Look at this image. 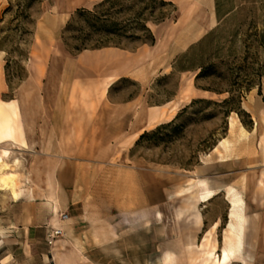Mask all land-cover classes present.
<instances>
[{
    "label": "rangeland",
    "instance_id": "obj_1",
    "mask_svg": "<svg viewBox=\"0 0 264 264\" xmlns=\"http://www.w3.org/2000/svg\"><path fill=\"white\" fill-rule=\"evenodd\" d=\"M100 1L0 0V99H16L23 124L31 125L23 128L27 147L20 140L0 144V153L2 146L11 148L6 161L17 173V194L0 184V205L13 200V221L23 209L45 217L48 208L34 205L55 201V171L60 167L57 178L71 203L70 220L84 222V237H69V247L81 252L91 248L95 257L111 264H164L166 252L175 255L174 264H264V188L258 185L264 180L258 150L264 128L253 110L254 105L264 107V0H197L186 15L179 0H164L170 2L163 6L165 18L147 20L154 44L123 37L116 45L113 39L107 45L117 55L94 52L84 59L83 50L74 46L100 49L98 42L105 37L88 29L77 11L93 9ZM160 1L119 0L112 20L129 24L136 11L146 8L148 13L153 6L161 14ZM46 17L55 25V37L51 30L43 32L44 38L40 34ZM128 30L137 31L135 24ZM38 37L50 51L57 42L65 47L59 56L47 57L40 80L30 66ZM127 102L137 106L125 116L69 111L80 117L105 114L111 120L112 134L97 138V150L119 152L105 161L127 169L121 187L114 181L118 175L106 171L108 165L89 157L92 151L62 161L44 153V130L56 107ZM152 112L155 121H150ZM234 114L247 131L242 138L238 126L230 135ZM140 131L148 133L139 140ZM225 137L229 149L223 157L214 156L212 149ZM129 167H136L138 182ZM199 178L214 190L208 201L200 198ZM236 213L241 215L234 222L236 235L226 240ZM87 231L93 238H85ZM52 241L47 235L50 250ZM4 242L0 237V246ZM227 246L233 253L223 262Z\"/></svg>",
    "mask_w": 264,
    "mask_h": 264
},
{
    "label": "crops",
    "instance_id": "obj_2",
    "mask_svg": "<svg viewBox=\"0 0 264 264\" xmlns=\"http://www.w3.org/2000/svg\"><path fill=\"white\" fill-rule=\"evenodd\" d=\"M82 2L83 0L80 3L74 5H79ZM49 19L51 18L49 17ZM44 21L45 19L42 20L41 24L44 23ZM47 26L49 27V31H52V33L50 34L55 37L57 33L55 25L49 23ZM40 34L42 38H44L43 36L45 34H43V30H40ZM54 47L55 48L53 50L48 52V56H59L61 54V51L65 49L62 42H57ZM105 49L116 48L112 47L90 50L91 54L85 55L84 53L86 52L82 51L80 55H82V58L86 59L93 57L94 54L92 53L94 52L109 51ZM136 106L137 104L127 102L110 103L108 104V106L105 103H101L94 104L93 106L89 107L78 106V108H71L68 106V104L64 109L56 107L55 111L58 112L55 114V117L53 119L49 120V124L46 125L47 128L44 130L45 135L42 141L44 153L52 154L56 160L62 161L64 159H78V157L80 156L85 157V154L88 151H92L93 154H90L89 157L101 159V162H104L105 166L108 165L106 171L118 175V178H116L114 181L118 183L119 187H121L124 184V179L121 175L124 174L127 169L120 168L118 164H111L109 161H105L112 156H116L119 152H107L109 151V148H106L107 150H104L106 151V154H103V150H97V138L101 137L103 139L105 136H107L108 138L112 134V131L110 130L111 120L105 119V114L103 115V118H94V116H96V113H85L80 117L79 115L73 116V114H70L69 111H115L121 112V116H125L127 114H130L134 108L136 109ZM62 111H64V114H61ZM115 116H119L118 113H116ZM136 123L138 124V127L141 126L139 122H137V120ZM36 125L32 126L35 127ZM24 127L28 129L29 127H31V125L29 123H26V125L23 124V128ZM105 127L107 128L105 129ZM142 134V131H140L139 135L141 136ZM125 137L126 136H124V139ZM136 138L137 136H135V138L133 139L135 140ZM3 142H12L13 144L16 143L15 140L9 139L4 140ZM21 147L22 150L25 149L24 146ZM125 150L126 148L122 149L120 155L124 154ZM6 160H9V158H7ZM60 170H62V168L59 167L56 168L55 171V201H53L50 206H47L46 201L42 202L41 204L34 205L37 208H48L45 211V217H43L40 212L23 209L20 218H17V220L13 221L9 218V205L11 206L12 203H14L13 200H11L10 202L8 201L6 206L4 207L3 205H0V209H6L4 210V214H2V216L0 217V237L5 240L4 246H0V264H57L52 253V248L50 250L45 246L47 244V242H45V239L48 235V232L52 230L53 227H61L64 231V223H69L71 226L69 235L70 238L77 239L84 237V231H82L84 222L80 221L78 217L72 218L70 220V215L67 212L70 208L71 203L68 201L66 202L63 196L62 183H60L57 178ZM129 170L131 172V175L134 174L136 178V167H129ZM134 182H138L137 178L136 180L134 179ZM64 212L68 214V217L63 220L61 219L60 214ZM91 234L89 231H87V236L85 235V238H93ZM81 255L83 257L80 258L79 256L76 260V264H111V262L109 261L110 259L107 260L103 258L101 261L100 257H95V253L93 250H91V248H87L84 252L82 251Z\"/></svg>",
    "mask_w": 264,
    "mask_h": 264
},
{
    "label": "bare ground",
    "instance_id": "obj_3",
    "mask_svg": "<svg viewBox=\"0 0 264 264\" xmlns=\"http://www.w3.org/2000/svg\"><path fill=\"white\" fill-rule=\"evenodd\" d=\"M82 0H72L73 5L80 3ZM179 2L185 6V15L189 14L193 10V6H196L198 3L197 0H179ZM51 19L49 17L45 18L44 23L41 24L40 28L43 32H48L49 27L47 26L50 23ZM163 45V42L161 43ZM102 48H112V47H102ZM111 50V49H105ZM50 47L47 46L39 37L36 39L35 45L33 47L32 55L30 58L31 73L33 74L36 80H40L45 71V63L48 57V52ZM85 54H91L89 49H84ZM109 55H117L114 51H107ZM83 55V56H84ZM244 107L248 110L251 109L246 103ZM254 112L258 114L261 119L264 128V107L260 105H254ZM156 114L152 112L150 114V121H155ZM239 127V136L242 138L247 135L245 128L239 124L238 117L236 114L231 116L230 119V135L233 134L236 127ZM20 140L21 143L27 147V142L23 130V119L21 114V109L19 103L16 99L3 100L0 99V144L4 143V140ZM231 145L229 137L221 139L217 145L212 149L214 156L223 157L229 146ZM258 150L259 154L264 161V131L261 133L258 140ZM11 155V150L9 147H1L0 153V184L11 189L14 194H17L15 188L17 183V173L10 170V164L6 161ZM18 162V161H17ZM258 185L264 188L263 178L258 180ZM197 186L202 190L200 198L202 201H208L212 198L214 190L210 187V184L207 179L199 178L197 180ZM239 201L232 200V203L235 204ZM57 208V207H55ZM58 212V211H56ZM241 215L236 213L232 215V220L229 224V227L226 231V240L231 238V236L236 235V229L234 227V222L238 221ZM64 233L52 241V253L57 262V264H76L77 258L81 255V249L77 246L69 247L72 241L69 238L71 226L69 223H64ZM233 253L232 247H225L222 253V261L227 262ZM164 264H174L175 255L172 252H166L163 256Z\"/></svg>",
    "mask_w": 264,
    "mask_h": 264
},
{
    "label": "trees",
    "instance_id": "obj_4",
    "mask_svg": "<svg viewBox=\"0 0 264 264\" xmlns=\"http://www.w3.org/2000/svg\"><path fill=\"white\" fill-rule=\"evenodd\" d=\"M118 3L119 0H102L99 3H97L93 9L79 8L77 11V16L81 18V20L85 23L88 29H91L92 31H96V32H102L104 34L105 38H103L101 42H98L99 44L98 47L101 48L104 46H108L107 42L113 41V39H116L114 40V42L116 45H119L120 42L117 40L123 37L128 38L131 41H140L141 43L149 42L151 44H154L156 38L152 30L147 26V20L150 18L154 19L155 21L163 20L165 18L164 14L162 13L163 6L169 4L170 2L164 0L160 1V7L158 11H160L159 13L161 14L155 13L156 6H153L155 7V9L152 8V10H150L148 13L145 12L146 8L136 11L134 13V16L129 21L131 23L125 25L121 24L117 20H112L113 13L117 12L114 11L115 10L114 8L118 6L117 5ZM77 16L72 17V19L68 23V26L72 25L73 20ZM134 24H135V29L137 31L139 30L140 32H137L135 30L133 31L128 30L129 26ZM67 44L68 43L66 42V45ZM100 44H102V46H100ZM74 48H76L77 50L87 49L86 47H80L78 45H75ZM206 89L211 90L209 88ZM189 105L185 106L183 110L187 109ZM178 116L179 114L176 116V118ZM175 119L168 122L167 124L172 123ZM147 133L148 132H144L139 137V140L143 138V136L146 135Z\"/></svg>",
    "mask_w": 264,
    "mask_h": 264
},
{
    "label": "built area",
    "instance_id": "obj_5",
    "mask_svg": "<svg viewBox=\"0 0 264 264\" xmlns=\"http://www.w3.org/2000/svg\"><path fill=\"white\" fill-rule=\"evenodd\" d=\"M61 216V219H66L68 217V214L67 213H61L60 214ZM64 232H63V229L61 227H53L52 230H50V232L48 233L49 237L55 239L56 237L62 235Z\"/></svg>",
    "mask_w": 264,
    "mask_h": 264
}]
</instances>
